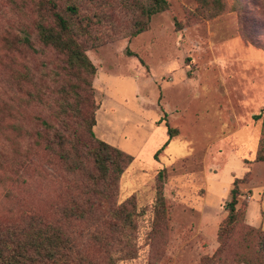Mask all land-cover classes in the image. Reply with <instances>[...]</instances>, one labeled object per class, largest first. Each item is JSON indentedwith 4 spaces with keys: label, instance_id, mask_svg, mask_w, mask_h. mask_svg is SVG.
Returning <instances> with one entry per match:
<instances>
[{
    "label": "rangeland",
    "instance_id": "1",
    "mask_svg": "<svg viewBox=\"0 0 264 264\" xmlns=\"http://www.w3.org/2000/svg\"><path fill=\"white\" fill-rule=\"evenodd\" d=\"M43 1L0 0V223L38 215L61 226L93 264H109L95 235L110 236L111 211L135 196L145 214L135 217L129 239L116 242L114 251L123 250L116 264H200L220 248L240 179L245 220L220 255L234 262L247 230L264 232V162L256 161L264 142V0H167L168 10L137 36L127 0H57L62 13L77 6L75 20L88 33L82 42L96 67L99 106L94 134L134 157L118 195L96 197L98 223L63 216L73 197L85 199L83 180L34 141L45 120L85 149L90 143L89 115H58L70 78L63 56L37 38ZM24 32L33 48L18 41ZM13 76L23 77L20 84ZM36 93L42 102H32ZM16 123L24 136L13 132ZM163 170L166 212L158 218L152 204Z\"/></svg>",
    "mask_w": 264,
    "mask_h": 264
},
{
    "label": "trees",
    "instance_id": "2",
    "mask_svg": "<svg viewBox=\"0 0 264 264\" xmlns=\"http://www.w3.org/2000/svg\"><path fill=\"white\" fill-rule=\"evenodd\" d=\"M127 7L132 14V36H137L150 27L152 16L168 10L167 0H150L147 5L143 0H127ZM42 12L35 24L39 42L52 48L63 56L67 76V86L59 96L60 107L58 115L64 119L69 114L82 117L83 112L89 115L88 131L90 138L87 149L79 141L66 138V134L47 121H42V128L35 134L34 141L44 152L59 159L65 170L83 180L82 198H72L70 206L63 210L67 219H89L99 222L96 215L95 202L98 195L106 193L109 196L118 195V184L134 157L128 153L96 138L93 127L96 126V112L99 106L94 100L92 80L95 78L96 67L87 55V48L82 39L88 34L86 28L80 25L75 18L79 15L76 5L71 4L65 13L58 10L57 0L41 2ZM20 43L33 48V41L28 32H24L18 40ZM20 84L22 76H13ZM33 83V79L29 78ZM32 102H42L39 93L31 96ZM261 115L254 116L259 120ZM87 119V118H86ZM84 120L86 123L87 120ZM63 121V126L68 128ZM28 130L19 123L13 125V132L24 136ZM170 139L172 130H168ZM30 136V135H29ZM264 137V118H263ZM169 144V142L167 143ZM53 162V160H50ZM257 162H264V142L262 141L257 152ZM91 164V167L90 165ZM165 170L158 174L156 197L152 204L154 215L158 218L166 212V202L163 192ZM0 181H3L0 179ZM240 179L234 181L231 190V200L227 204L228 215L220 227V248L213 257H204L200 264H264V232L249 228L237 245L238 252L234 262H228L220 257L231 247L230 240L235 226L245 220V211L238 208L241 195ZM106 191V192H103ZM145 210L137 212L136 197H130L124 204L111 211V221L107 228L110 236L104 229L103 234H96L95 238L109 251V264H116L119 252L114 246L121 237L129 239L136 228L135 217L145 214ZM106 229V224L103 226ZM128 245L129 242H128ZM0 264H93L77 247L74 240L59 225L48 223L38 215H30L20 222L12 224L0 223Z\"/></svg>",
    "mask_w": 264,
    "mask_h": 264
}]
</instances>
